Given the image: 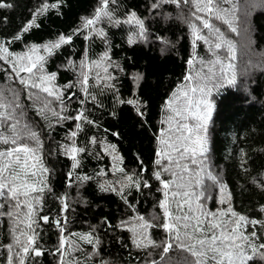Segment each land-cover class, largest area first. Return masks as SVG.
I'll return each mask as SVG.
<instances>
[{"label": "trees", "instance_id": "1", "mask_svg": "<svg viewBox=\"0 0 264 264\" xmlns=\"http://www.w3.org/2000/svg\"><path fill=\"white\" fill-rule=\"evenodd\" d=\"M2 2L11 7H0V46L8 51L0 93L15 97L18 130L26 126L37 139L24 132L12 144L14 121L0 123V136L9 138L0 151L34 150L19 153L28 195L14 199L7 188L0 195V264L10 256L12 264H192L179 241L163 252L175 230L165 222L185 243L195 242L184 233L199 222L201 238L223 229L264 253V0H214L211 13L197 11L207 0H108L106 8L104 0ZM31 62L35 75L13 71ZM40 77L53 95L31 87ZM189 98L201 119L177 116L188 114ZM185 122L199 127L177 131ZM182 134L189 139H177ZM103 142L120 155L116 170ZM5 165L6 176L17 168L13 157H0ZM237 243L252 255L248 242ZM248 264L264 259L256 254Z\"/></svg>", "mask_w": 264, "mask_h": 264}, {"label": "snow or ice", "instance_id": "2", "mask_svg": "<svg viewBox=\"0 0 264 264\" xmlns=\"http://www.w3.org/2000/svg\"><path fill=\"white\" fill-rule=\"evenodd\" d=\"M169 2L176 3L177 5H179L180 0H169ZM184 2L188 3L189 0H184ZM224 2L228 3L229 0H224ZM107 3H108V0H104L105 8L107 6ZM55 6L56 5H52V7H55ZM213 6H214V0H207V3L204 5V7H200L199 5H197V11L203 12V11H205V9H207V11L211 13L213 11ZM0 7H11V5L5 4L2 2V0H0ZM47 8H48V5H44L39 11H41V12L45 11ZM100 11H103V9H101ZM221 11H226V10H221ZM231 11L233 14L235 13V11H236L235 5H233V8ZM99 14H100V12L98 11L97 16H99ZM104 14L107 15L108 13L105 12ZM196 18L202 19L199 16ZM87 23L92 24V23H94V21L89 20V21H87ZM203 23H204V27H210L207 20H203ZM31 26L32 25L29 24L24 29V31H28V29ZM229 26L232 28L233 32L236 31V28L232 27L231 24H229ZM216 31L219 32L218 29ZM19 38H20L19 36L16 37V39H19ZM197 38H200V37H197ZM61 39L63 40V38H61ZM221 39H222V43L227 45V47L229 49L230 58L235 59V48H234V46L231 44V42L223 40L222 37H221ZM221 46H222L221 43H217L215 45V47L217 49L221 48ZM52 47H59V45L56 44V45H53ZM0 52H3L5 54V55L0 56V59H6L7 55H8L7 48H3L2 46H0ZM20 59H24V58L21 57ZM28 59L31 60L30 57ZM38 59L43 60V57H39ZM190 63H191V61H190ZM216 63H220V61L217 60ZM36 67H37V64L35 62H31L29 64H21L19 66L13 65V71L16 73L17 76H19L20 72H26V73H29L31 75H35L33 73V69ZM227 68L232 69L233 65L231 63H229L227 65ZM222 70H223V66H222ZM41 71H42V67H41ZM52 78H54V77H48V79H52ZM211 78H212L211 76L208 77L209 80H211ZM39 79L41 80V83L40 84L32 83L31 87L41 88V90L48 93V95H53V93L47 87H42L43 80L45 78L40 77ZM186 79H188V78H186ZM20 82L22 84H24L26 87L29 85V81L27 79L21 78ZM230 82H234V80L230 81ZM206 87L207 86L200 87L199 91L201 93H204ZM190 91L195 93L197 91V88H195V87L191 88ZM208 91L210 92L211 89H208ZM185 96L187 97V93H185ZM130 103H131V101H130ZM18 107H19V104L15 103V97H14L13 101H8L7 98L4 97L3 93H0V110H2V111H0V123L7 122L9 120L14 121V123H12L10 126L11 127V133H12L11 134V143L12 144H16L18 137L21 134H23L24 132H28V135L31 138L37 139L36 134L34 132L28 131L26 126L23 129L18 130L19 121L16 119V117L14 115L15 109ZM195 107L198 108L199 103H197L195 105ZM192 108H193V104H192L191 98H189L188 103L186 104L185 109H184V111L187 112L188 114L184 115V112H182L180 110H177L176 114L183 121H187L189 116L193 117L196 120L201 119V117L198 115L197 112L192 111ZM80 118H81L80 116L76 117L77 120H79ZM196 127H199V125H196L194 127H190L187 122L180 123L179 127L177 128V131L192 133L195 131ZM73 135H75V133H73ZM177 139L186 140V139H189V137L184 136L182 134ZM0 142L7 144V143H9V138L0 136ZM162 143H163V141H162ZM33 151H34L33 149H30L24 145L9 149L6 152L0 151V157H5V156L6 157H13L14 162H15L17 168L19 169V170H17V168H13L12 171L10 172V174L6 176L5 173L9 172V165H5L3 168H0V195H3V190L5 188L8 189V192L11 193V196L14 199H18L19 195H21V194L24 196L28 195L27 189L30 188L31 185L28 184L26 179L22 178V174L24 177H26L28 175L27 160L25 159L22 163L19 153L23 152L25 154H28V153H32ZM72 151L75 152L77 150L75 148H73ZM81 151H82V149H81ZM176 151H179V148H177ZM184 151L187 152L188 149L184 148ZM193 162H195V161H193ZM157 163L159 164L160 161L157 160ZM34 166L35 165H33V167ZM45 171H46V169H45ZM185 171H187V168H185ZM32 175L34 176L35 173L33 172ZM156 175H157V179H159V173H157ZM18 180L20 181L19 184L16 183ZM198 183H199V181H198ZM168 187H169L168 183H164V188L167 189ZM20 188L25 189V191L23 193H20L19 192ZM33 190H35V189H33ZM40 191H43V189H40ZM165 195H167V193H165ZM174 195H176V194L174 193ZM183 195L187 197V196H189V193L185 192V193H183ZM17 206H19V204ZM161 207L165 208L164 202H161ZM229 211H231V210L229 209ZM262 211H264V209H262ZM233 215H235V213H233ZM165 216L166 217L168 216V212H167L166 208H165ZM43 219L47 220V217H44ZM175 219L178 222L180 220L187 221L189 219V217H187V216L182 217V218L177 217ZM239 220L240 221H246V218L241 216V217H239ZM250 223L255 224V223H257V221H251ZM163 227L165 229H170V228L175 229L171 235V240L173 242L167 243L163 247V252L168 253L169 250L173 247V243L175 241H179V243L176 244V247L182 249L183 251L188 252L192 257L196 258L192 262V264H206V260L203 259L204 257L211 259L213 261V264H248V261L254 259L256 254H259V257L261 259H264V253H259L258 248L255 246V244L250 240V238L248 236H243V235L236 236V237H232L231 235L225 236L224 230L221 229L219 236H217L213 232V234L204 235L203 238H201V236L197 235V233H204L205 229L200 227V224L198 222L197 225L193 228V231L191 234H189L187 232L184 233V236L187 240H189V241L194 240L195 242L194 243H185V241L181 239L180 229L175 227V225H170L169 223L165 222L163 224ZM189 227H190V225L188 223L183 224L184 229H187ZM208 227L211 229H217L220 226L218 224H210ZM230 231H235V229H232ZM251 235L254 237L256 234L253 232ZM238 240L248 242L247 247L251 249L252 255L248 254V252L244 248L243 243H237ZM259 248H264V244H261L259 246ZM9 249H11V246H9ZM24 251L27 252V249L25 248ZM209 253H211L210 257H208ZM40 254L41 253L39 251H36V255H40ZM9 264H12L11 256L9 257ZM21 264H23V261H21Z\"/></svg>", "mask_w": 264, "mask_h": 264}, {"label": "rangeland", "instance_id": "3", "mask_svg": "<svg viewBox=\"0 0 264 264\" xmlns=\"http://www.w3.org/2000/svg\"><path fill=\"white\" fill-rule=\"evenodd\" d=\"M103 150L109 155L112 166L116 170L121 162L120 155L116 151L113 145L103 142Z\"/></svg>", "mask_w": 264, "mask_h": 264}]
</instances>
